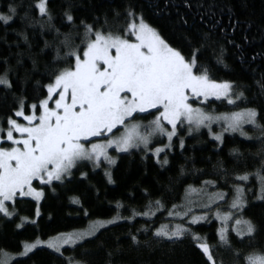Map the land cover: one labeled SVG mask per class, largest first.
Returning a JSON list of instances; mask_svg holds the SVG:
<instances>
[{"label":"snow or ice","instance_id":"snow-or-ice-1","mask_svg":"<svg viewBox=\"0 0 264 264\" xmlns=\"http://www.w3.org/2000/svg\"><path fill=\"white\" fill-rule=\"evenodd\" d=\"M32 8L38 11V17L31 14ZM16 15L17 5L9 3L7 12L0 11V21L7 24ZM114 16L118 18L120 13L115 12ZM22 19L38 24L42 33L45 28L54 33L52 41L45 40L44 47L54 46L55 55L34 81L37 95H20L11 114L0 119V214L4 218L19 216L21 223L16 228H22L24 222L37 223L35 217L40 216L46 189L55 192L54 182L63 183L73 176L74 169L103 167L112 182L110 169L118 158L113 150L120 154L140 149L144 158L150 153L163 166L169 163L167 152L174 149V138L184 148L182 131L191 135L206 128L210 137L223 143L225 133L252 139L246 125L258 131L262 147L256 154L259 163L253 168L229 172L221 162L218 178H206L199 185L187 184L179 204L173 203L169 208L162 198H157L149 200L148 210L137 213L132 209L133 215L128 217L91 220L85 228L57 232L47 239L37 235L18 244L16 252L0 247V264H19L12 257H26L38 245L52 249L61 264H90L80 258L87 255L86 249L77 252L82 248L81 242L87 243V238H95L102 228L118 219L154 216L161 209L171 218L169 222L142 226L144 232L151 230L154 238L173 242L190 238L206 258L205 264H224L217 258L220 249L231 250L233 264H264V245L257 247L252 243L264 224L246 215L253 204H264V123L259 122L256 107H240L248 101L236 81L215 77L211 65L201 59L203 50L216 43L212 31L198 36L185 34L173 43L129 6L120 24H109L107 16L99 26L81 19L82 32L69 29L62 33L53 23L48 0H35L28 5ZM63 19L75 24L70 7L65 9ZM20 35L27 40L24 33ZM225 52L220 45L217 64L224 63ZM4 64L8 65L7 58ZM32 64L37 69L38 60L34 58ZM11 72V67L6 66L0 73V85L6 91L13 86ZM257 84L264 92V77ZM209 98L226 101L234 110L216 112L201 106ZM140 114L151 119H137ZM213 124L221 130L213 131ZM161 138L167 142H161ZM231 151L239 153L238 148ZM199 171L203 174V170ZM79 174L88 176L84 170ZM221 179L224 186L219 183ZM25 197L35 201L33 216L20 215L17 202ZM73 200L80 203L76 197ZM116 203L117 208L123 207L120 201ZM84 212L87 216L86 209ZM210 216L220 221L215 243L192 227L201 221L210 222ZM176 218H180L179 222H172ZM232 233L240 238L239 243L249 242L246 251L233 245ZM130 238L140 242L136 233H130ZM115 251H120L119 244ZM112 255L109 251L108 256Z\"/></svg>","mask_w":264,"mask_h":264},{"label":"trees","instance_id":"trees-1","mask_svg":"<svg viewBox=\"0 0 264 264\" xmlns=\"http://www.w3.org/2000/svg\"><path fill=\"white\" fill-rule=\"evenodd\" d=\"M9 3L17 5V15L7 24L0 21V73L10 66L13 86L6 91L0 85V119L11 114L14 101L20 95L29 98L37 95L34 81L40 78L45 63L55 55L54 46L44 47L45 40L52 41L54 33L47 28L42 33L38 24H29L22 19L28 5L34 4L35 0H0V11L7 12ZM129 6L142 13L147 22L173 43L185 34L198 36L201 32L212 31L216 43L203 50L201 59L211 65L215 77L236 81L248 101L240 107H256L259 122L264 123V92L257 84L264 77V0H188L187 3L185 0H48L53 23L62 33L69 29L82 32L79 27L81 19L99 26L107 16L109 24H120L124 10ZM69 7L74 25L63 19L65 9ZM30 12L37 17L40 15L35 8ZM115 12H119L120 17H115ZM20 33H24L27 40ZM220 45L226 49L223 64H217L215 60ZM4 58H7L8 65L4 64ZM34 58L38 60L37 69H33ZM207 106L218 110L233 108L226 101L216 99L209 101ZM143 116L151 118L146 114ZM246 131L252 139L241 137L239 133H227L223 143L210 137L207 129L191 135L182 131L184 148L179 147L175 138L174 149L167 152L169 163L163 166L150 153L144 158L140 149L116 153L118 158L111 168L112 182H109L103 167L74 169L73 176L67 177L63 183L54 182L55 192L46 189V196L40 202V216L35 217L36 224L24 222L18 229L15 225L21 223L19 216L4 218L0 214V247L16 252L18 244L37 235L47 239L57 232L86 227L91 220L109 219L116 215L128 217L133 215L132 209L137 213L148 210L149 200L157 198H162L169 208L173 203L179 204L187 184L199 185L206 178L217 179V167L221 162L229 172L245 167L251 169L259 163L256 154L262 145L257 138L258 131L252 127ZM233 148H238L239 153H233ZM80 170L87 171L88 176L81 177ZM199 170H203V174ZM219 183L224 186L222 179ZM73 197L80 203H75ZM117 201L123 207L117 208ZM35 206L31 197L19 198L17 202L20 215L33 216ZM246 215L264 224V204H253ZM166 220L167 213L163 209L151 217L135 215L131 220L120 219L102 228L95 238H87V243L81 242L82 248L77 252L86 249L87 255L80 258L90 261V264H108V261L111 264H205L206 258L190 238L174 242L166 238L158 240L151 230H142L144 225L155 227ZM209 221H201L192 227L202 235L207 234L210 243H215L216 229L220 224L216 219ZM137 229L141 231L137 232ZM130 233H136L140 242H133ZM232 236L233 245L246 251L249 242L245 240L241 244L235 233ZM252 243L257 247L264 245V227ZM117 244L119 252L115 251ZM109 251L113 252L111 257L108 256ZM217 258L224 264H233L231 250H218ZM12 260H18L19 264H61L58 254L45 246L37 247L26 257L17 256Z\"/></svg>","mask_w":264,"mask_h":264},{"label":"rangeland","instance_id":"rangeland-1","mask_svg":"<svg viewBox=\"0 0 264 264\" xmlns=\"http://www.w3.org/2000/svg\"><path fill=\"white\" fill-rule=\"evenodd\" d=\"M216 98H209V101H211V100H215ZM197 103H200V101H196ZM208 105V102L206 103V105L205 104H202L201 106H206V108L208 109V110H214V111H216V112H229V111H233L234 110V108H231V109H226V110H218L216 107L215 108H210V107H208L207 106ZM144 114H140L139 116H137V119H142V120H150L151 118L149 117H146V116H143ZM249 127H251V126H245V128H246V130L249 128ZM204 129H206V128H201L200 130H204ZM221 129H220V127L218 126V125H216V124H213V131H220ZM194 133V132H193ZM226 134L227 133H225L224 134V137L226 136ZM175 139V138H174ZM161 142H164V143H166L167 142V140H166V138H161ZM153 146H155V144H153ZM112 154L113 155H116V152L113 150L112 151ZM113 167V165L111 166V168ZM111 170V169H110ZM209 191H214V189H212V188H209L208 189ZM28 198H30V197H28ZM181 203V202H180ZM194 211H198V210H194ZM121 216V215H120ZM147 217H151V216H147ZM109 219H111V218H109ZM171 218H169L168 216H167V220H166V222H169V220H170ZM209 219H216L215 217H209ZM98 220H105V219H102V218H99ZM118 220H120V219H118ZM118 220H116V221H118ZM179 220H180V218H176L175 220H172V222H179ZM217 220V219H216ZM115 221V222H116ZM218 221V223L220 224V221L219 220H217ZM165 222V223H166ZM88 226V225H87ZM86 226V227H87ZM107 226H109V225H107ZM220 226V225H219ZM83 228H85V227H83ZM78 229H81V228H78ZM43 246H45V247H47V245H38L37 247H43ZM66 247V246H65ZM15 257H17V256H13L12 257V259L13 258H15Z\"/></svg>","mask_w":264,"mask_h":264}]
</instances>
